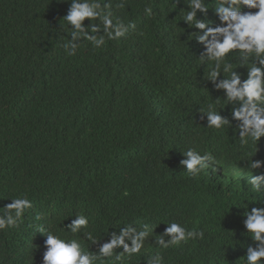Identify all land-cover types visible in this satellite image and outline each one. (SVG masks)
Here are the masks:
<instances>
[{
  "label": "trees",
  "instance_id": "1",
  "mask_svg": "<svg viewBox=\"0 0 264 264\" xmlns=\"http://www.w3.org/2000/svg\"><path fill=\"white\" fill-rule=\"evenodd\" d=\"M186 2L125 0L112 11L135 30L100 49L81 38L69 56L70 0H0V208L21 196L32 201L18 226L0 231V264H42L41 227L98 252L84 232L103 243L116 227L140 221L156 228L139 254L96 264H147L156 251L163 264H246L254 243L243 212L264 207L247 164L252 155L264 161V136L241 145L237 121L206 127L201 112L210 104L231 120L238 102L219 109L223 90L206 80L210 62L201 63L193 34L202 30L184 21ZM218 2L205 0L198 18L219 24ZM227 59L245 79L239 52ZM190 148L213 152L217 171L193 177L183 169ZM259 174L264 166L252 170ZM77 214L89 226L73 234L65 226ZM168 222L202 228L205 239L159 249L155 236Z\"/></svg>",
  "mask_w": 264,
  "mask_h": 264
},
{
  "label": "clouds",
  "instance_id": "2",
  "mask_svg": "<svg viewBox=\"0 0 264 264\" xmlns=\"http://www.w3.org/2000/svg\"><path fill=\"white\" fill-rule=\"evenodd\" d=\"M186 3L188 8L183 16L184 21L190 27L202 30L201 34H193L204 48L198 57L201 63L208 65L210 62L206 80L216 90H223L221 97L225 103L219 109L238 102V106L232 108L231 120L210 104L207 111L201 112L204 114L202 118L206 117V127L219 130L225 126L229 128L232 121H237L236 129L241 145L249 141L256 145L264 136V0H219L214 5L219 19V24L215 26H212L211 21L198 18V12L207 13L209 9L205 0H187ZM125 6V0H118L115 4L111 0H70L69 10L63 16L70 29L67 31L70 38L63 44L66 54L76 55L81 38L89 41L93 49H100L107 40L127 37L130 29L135 30L136 24L125 23L119 16H114L112 11L113 7L124 9ZM144 11L146 17L153 15L151 7H146ZM86 19L89 21L87 25L84 23ZM235 51L239 52L240 65L247 67L245 79L234 71L236 67L227 59ZM221 75L223 78H220ZM182 153L185 158L180 161V165L193 177L209 169L217 171L215 165L219 163L213 152L201 153L190 148ZM252 157L247 164L251 169L247 183L254 193H261L264 191V174L252 175V170L264 166V161L253 160ZM30 208L32 201L26 196L12 199L11 203L0 208L3 213L0 214V231L18 226L25 211ZM243 217L244 227L254 243V246H247L243 256L246 257V264H264V207H252L250 210L245 207ZM166 224L163 234L155 236V245L159 249L205 239L202 228L189 229L179 222ZM88 226L89 218L77 214L65 227L67 231L77 234ZM116 228L119 231H113L110 239L103 243L93 232H84V237L91 244L99 245L98 252L84 251L78 240H66L42 227L38 228L46 235L42 264H96L97 261L113 256L116 261H122L125 256L131 257L141 252L156 226L140 221ZM165 237L169 238L166 240ZM117 248H122V251L117 253ZM147 264H163L161 252L156 251L149 256Z\"/></svg>",
  "mask_w": 264,
  "mask_h": 264
}]
</instances>
